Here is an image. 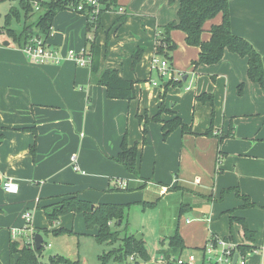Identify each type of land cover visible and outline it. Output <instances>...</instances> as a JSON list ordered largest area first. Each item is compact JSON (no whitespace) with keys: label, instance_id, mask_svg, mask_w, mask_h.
Here are the masks:
<instances>
[{"label":"crops","instance_id":"1","mask_svg":"<svg viewBox=\"0 0 264 264\" xmlns=\"http://www.w3.org/2000/svg\"><path fill=\"white\" fill-rule=\"evenodd\" d=\"M113 4L91 30L86 15L58 11L46 41L61 55L68 49L90 52L93 44L98 71L115 69L121 78L134 82L135 90L138 83L143 89L154 80L151 58L157 32L176 21L177 3L115 0ZM229 18L232 33L252 44L264 69V0H229ZM221 20V14L207 20L201 39L208 40L210 26ZM168 36L174 44L166 50L171 70H186L180 82L183 91L169 103L166 90L155 89L157 104L149 111L135 108L134 98L108 97L91 73V61L32 64L9 37L0 41V264H15L19 253L10 254V242L20 249L27 244L25 237L31 236L23 228L12 235L14 228L8 224L15 215L22 220L24 212H32L33 232L46 228L45 235L56 237L45 241L37 232L43 248L69 235L52 233L61 227L71 235L84 232L66 223L81 213H67L52 223L45 217V206L69 196L93 204H129L127 208L156 207L176 199L177 220L170 235L161 238L162 243L167 239V248L158 249V256L176 259L192 252L201 264L208 238L220 236L238 244L245 264H264V90L247 78L245 58L226 51L217 63L194 66L199 48L187 45L180 29H170ZM201 94L203 100L197 98ZM160 107V119L178 116L185 128L177 127L164 138L162 122L152 120ZM123 139L138 149L136 173L115 160ZM6 178L18 185L17 192L2 189ZM116 179L126 181L129 189L116 186ZM160 186L167 187L161 195ZM149 202L154 204L145 205ZM175 231L183 243L181 250L169 244Z\"/></svg>","mask_w":264,"mask_h":264},{"label":"trees","instance_id":"2","mask_svg":"<svg viewBox=\"0 0 264 264\" xmlns=\"http://www.w3.org/2000/svg\"><path fill=\"white\" fill-rule=\"evenodd\" d=\"M77 0H43L39 4L41 13L38 14L33 24L27 23V17H31L36 9L33 7L30 0H18L17 6L9 8L5 15L4 24L6 26V35L14 41L19 47L23 46L33 35H41L46 37L51 27L52 20L55 14L63 9H69V4ZM169 3H177V19L174 22L168 23L164 31L160 33L159 43L155 44V52L163 54L167 57L166 51L164 52L163 46L167 49H173L174 44L169 40L168 32L170 29H180L185 34V42L187 45L197 46L199 48L198 59L192 63L194 66L200 64H214L219 62L224 52L229 51L246 59L247 78L255 83H258L264 90V69L260 54L255 50L252 44L245 38L232 33L230 29L229 18V0H168ZM113 4L115 0H110ZM20 12H22L23 23L20 29L15 30L10 28V20L14 17L20 20ZM221 14L222 20L218 24L210 26V36L208 40L201 39V34L204 30L203 25L207 20L214 18L216 15ZM99 22V16L96 22H91L87 18V28L96 29ZM35 28V30L33 29ZM91 55V73L96 75L97 83L103 85L106 89V95L110 98H122L130 100L135 97L134 82L121 78L115 69L103 68L98 71L97 61L95 59L94 45L90 46ZM138 60V53L133 57V63ZM182 82L181 80L178 81ZM200 100L205 98L201 94L197 97ZM163 109H159L158 113L152 117V120L162 122L163 137L165 138L171 131L180 127L185 128L181 119L174 116L168 120L160 119V113ZM144 130V129H143ZM139 152L136 145L128 147L123 139L121 143L120 152L115 157L117 162H120L127 171L136 173V165L138 162ZM123 189H129L127 186ZM153 202L146 203L145 205H153ZM129 204L122 203H99L93 204L89 201L79 199L75 196H69L60 202L49 204L44 207V214L48 223L57 221L61 216L73 212L81 213L84 219V224L87 230L96 227V232L93 237L98 243H109L116 240L122 242L119 250L108 251L99 255L101 260H106L113 257V260L119 263L125 260L128 256L134 257L133 264H139L136 260H148L149 254L144 246L142 240H136L133 234L122 233L114 229L112 224L121 225L126 221L127 207ZM144 205V204H143ZM127 230V229H126ZM37 232H47L46 228L37 229ZM55 235L71 234V230L66 228H59L52 231ZM121 237V238H119ZM170 246L174 248H183L181 237L175 231L169 238ZM28 244H24L20 249H17L16 242H10V254L19 253L16 258L15 264H41L39 262V255L43 248L31 249ZM178 251V250H177ZM177 251H171L176 253ZM81 264L79 259H69L64 256H51L50 264ZM175 264V263H173Z\"/></svg>","mask_w":264,"mask_h":264},{"label":"rangeland","instance_id":"3","mask_svg":"<svg viewBox=\"0 0 264 264\" xmlns=\"http://www.w3.org/2000/svg\"><path fill=\"white\" fill-rule=\"evenodd\" d=\"M17 2L18 0H1L0 1V41L1 42H2V39H9L5 32L6 26L3 25L4 19H5V15L7 14L9 8H11L12 6H17L18 4ZM113 6L114 4H112L109 0L107 7L110 9ZM40 10L41 9L39 8L36 9L35 11L37 12H35L31 17H27L28 24H33L32 22H30V20L34 19L35 17L37 18L38 14L41 13ZM22 16H23L22 12H20V20H16L14 17H12L10 20V28H13L15 30L20 29L23 23ZM33 29L35 30L34 27ZM33 36H37V35H33ZM85 36H87V34ZM37 37L40 38L43 36L38 35ZM88 41L89 40H87L86 42L88 43ZM162 48L164 52L167 50L166 46H163ZM58 51L60 52V50ZM76 53H80V52H76ZM157 56L159 58H162V56L164 55L161 53V54H157ZM165 58L168 60V66L170 67L166 71V73L163 75L156 69H153L151 72L152 78L155 81H157V83L160 84L159 86H156V88H154V86L150 82L148 86H145V88L140 89L142 83H138L136 90H135V97H134V107L135 108H137V106L139 105L142 110L146 108L149 111L151 107H154L157 104V92L155 89H160L161 91L166 90V101H168L169 103L172 102L170 97H175L176 93H178L179 90L181 92L183 91L184 83L181 84L182 82L179 83L178 81H171V79L172 77L173 79L180 78L179 81L180 80L183 81L181 77L184 75L183 73H186L185 72L186 70H178V69L177 71L171 70L172 69L170 66L171 57L167 56ZM186 109L187 108L185 106V111ZM155 197L156 196L153 195L152 200H154ZM130 205L131 206L126 209L127 211L126 221L123 222L121 225L114 226V224H112V227L121 232L120 233L121 237H122V233L126 231L128 232V230H129L128 233L142 234L145 240L147 251L150 256H149V259L146 261L141 260L140 258H137L136 260L139 262V264H159L157 260L158 255L156 251L158 249L167 248V239L163 243L160 240L162 237H168V235H170L171 229L169 230V228L177 220L176 199L168 200L163 203L159 202L156 207L143 208L140 205H133V204H130ZM68 215L69 213L67 214V216ZM183 219H184V216L181 215L179 218V221L182 222ZM32 220H34L33 214H32ZM66 223L69 225L72 223L74 229H79L78 231H84V232H76L78 235L69 234L61 238L59 236L56 239L55 245L53 247L48 248L45 246L44 248H42L40 255H39V261L50 264V255L55 254L56 252H60V253H63L64 256H68V257L75 258V259L79 258L81 260H86L87 264H118L119 263V262L114 261L113 257L106 259V260H101L99 258V255H102L103 253H107L110 250L111 251L119 250L122 244L120 240H116L112 242L111 244L98 243L95 240V238L92 236V234L94 233H90L87 230H85L86 227L84 224V219L81 216V214H75L74 217L70 216L66 220ZM67 224L66 226L70 227ZM8 225L11 229L12 228L18 229V228L30 227L31 223H26L24 219L21 220L18 215L17 216L15 215L14 218L11 219ZM43 238L45 241H49L50 239H53L56 237L51 236V235H45L43 233ZM30 239H31V236L25 237V242L27 244L28 242L30 243ZM175 255H177V253H175ZM133 263H134V257L132 256H128L127 258H125L124 261H122V264H133Z\"/></svg>","mask_w":264,"mask_h":264},{"label":"built area","instance_id":"4","mask_svg":"<svg viewBox=\"0 0 264 264\" xmlns=\"http://www.w3.org/2000/svg\"><path fill=\"white\" fill-rule=\"evenodd\" d=\"M35 9L39 8L41 0H30ZM109 0H77L75 3L72 2L69 4V9L78 13L86 15L89 21L96 22L98 16L102 13L103 10L109 9L107 7ZM119 12H123L122 7H118ZM51 30L49 29L46 37H31L27 43L21 46V50L24 53L28 62L32 64H45V63H58L63 59L74 60L77 64L83 65L90 63L91 55L90 52H80L76 53L73 49H68L65 55H61L60 52L53 46L47 43V37L51 36ZM160 33L157 32V38L155 44L159 43ZM160 44V43H159ZM151 66L153 69L158 70L161 74H165L166 71L170 68L168 66L167 59L162 56L159 58L155 52L151 58ZM173 79V77H172ZM176 78L175 80H179ZM153 85H157V81L152 80ZM74 161V169H79L75 163V158L72 156ZM218 160V158H217ZM114 184L120 188H125L127 182L124 180L116 179ZM2 189L9 193H15L18 191V185L13 182L10 178H6L2 181ZM167 187L160 186L158 189L159 194H164ZM23 219L26 223H31L30 227H24L31 232V239L29 245L34 248V239H33V226H32V213L26 211L22 214ZM20 232V229H12V235ZM238 244L232 240H229L220 236L209 237L206 241L203 251H202V262L201 264H232V260L235 254L238 255L235 264H245V259L243 256H240L237 251ZM159 264H199L194 253H188L185 257H178L174 259L172 256H163L159 255L157 257Z\"/></svg>","mask_w":264,"mask_h":264},{"label":"water","instance_id":"5","mask_svg":"<svg viewBox=\"0 0 264 264\" xmlns=\"http://www.w3.org/2000/svg\"><path fill=\"white\" fill-rule=\"evenodd\" d=\"M6 43H7V42H5V44H6ZM134 238H135L136 240H140L141 236H140V234H135ZM33 239H34V246H35V249H39V248L41 247V245H42V241H43L41 234H39V233L36 232V233L34 234ZM237 257H238V255L235 254L234 257H233V260H232V264H235V263H236ZM118 264H121V263H118Z\"/></svg>","mask_w":264,"mask_h":264}]
</instances>
